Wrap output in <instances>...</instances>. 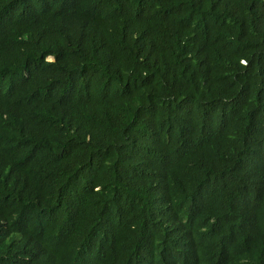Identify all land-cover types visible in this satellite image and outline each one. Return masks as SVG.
<instances>
[{
    "label": "trees",
    "instance_id": "obj_1",
    "mask_svg": "<svg viewBox=\"0 0 264 264\" xmlns=\"http://www.w3.org/2000/svg\"><path fill=\"white\" fill-rule=\"evenodd\" d=\"M0 264H264V0H0Z\"/></svg>",
    "mask_w": 264,
    "mask_h": 264
},
{
    "label": "clouds",
    "instance_id": "obj_2",
    "mask_svg": "<svg viewBox=\"0 0 264 264\" xmlns=\"http://www.w3.org/2000/svg\"><path fill=\"white\" fill-rule=\"evenodd\" d=\"M52 59V58H51ZM49 60V59H48Z\"/></svg>",
    "mask_w": 264,
    "mask_h": 264
},
{
    "label": "water",
    "instance_id": "obj_3",
    "mask_svg": "<svg viewBox=\"0 0 264 264\" xmlns=\"http://www.w3.org/2000/svg\"><path fill=\"white\" fill-rule=\"evenodd\" d=\"M52 58V57H51ZM51 60V59H50Z\"/></svg>",
    "mask_w": 264,
    "mask_h": 264
}]
</instances>
